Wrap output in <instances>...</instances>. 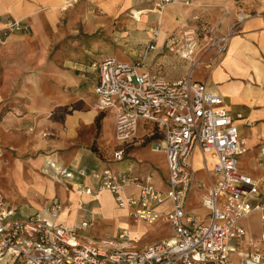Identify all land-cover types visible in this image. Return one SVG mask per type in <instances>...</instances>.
<instances>
[{
  "label": "crops",
  "instance_id": "crops-1",
  "mask_svg": "<svg viewBox=\"0 0 264 264\" xmlns=\"http://www.w3.org/2000/svg\"><path fill=\"white\" fill-rule=\"evenodd\" d=\"M158 1L0 0V146L6 160L2 163L0 191L6 190L13 201V204L5 202L0 194L3 207L24 216L31 214L32 207L44 209L57 200L64 204L63 210L67 209L66 214L62 210L56 220L63 225H67L65 221L71 222L70 214L78 215L80 222L84 217L97 215L108 218L122 214L129 216L128 209L117 207L110 191L98 190V173L103 167L134 174L153 173L155 184L162 187L166 171L161 172L146 155V150H152L148 147L150 137L142 136L149 127L143 121L122 159L112 158L115 142L109 147L111 157L107 159L91 150L95 118L102 115L101 141L105 140L106 146L110 124L112 130L114 127V114L94 107L96 94L93 88L98 73L91 63L105 56L116 58L112 52L119 50L125 59H116L129 63L142 61V69L166 80L179 79L192 70L193 80L206 82L222 96L223 106L235 117L247 148L238 155V166L258 182L260 198L264 199V0H241L243 6L238 10L247 17L238 32L229 37L222 53L215 47L203 50L204 38H200L195 66L180 56V30L199 27L205 21L209 27H218V35L226 33L236 7L235 0H179L166 4L161 11L156 6ZM221 3L230 8V17L222 16ZM132 9L140 12L138 18ZM126 10L130 11L131 18L126 16ZM81 19L84 32L108 29L106 26L114 20L117 42L127 43L131 51L119 48L117 43L116 47H101L100 43H105L103 39L90 41V46L99 48L94 51V56L81 49L74 50L72 42L75 38L65 41V37L74 35L71 31ZM118 19L128 22V27L117 26ZM15 20L26 24L27 29L4 36L2 28ZM152 27H158L156 47L146 51L152 38ZM170 35H174L176 42L173 51L167 49V43H171ZM59 43L67 44L66 54L53 51ZM237 113L241 114L239 118ZM156 153L162 155L161 161L165 165L163 153ZM207 156L194 148L188 159L194 178L187 198V212L203 222L208 219V210L201 204L200 197L199 201L192 202V206L189 200L192 193L201 196L210 187L213 179L208 173L212 178L216 177L214 159ZM196 157L200 160L198 167H194ZM86 187H90L92 193H84L82 189ZM60 196L71 199V204L65 205ZM169 204L166 201L156 208L162 209ZM194 205L202 206L203 214L195 213L197 207ZM252 213L260 221L259 227L245 225V219ZM45 217L49 219L47 214ZM133 220L148 223L143 219ZM240 222L246 234L241 240L233 241L237 249L232 255L234 259L254 249L264 250L260 245L264 243V224L259 213L252 211ZM148 224L166 226L172 235L171 226L164 221ZM144 229L130 231L141 236Z\"/></svg>",
  "mask_w": 264,
  "mask_h": 264
},
{
  "label": "built area",
  "instance_id": "built-area-1",
  "mask_svg": "<svg viewBox=\"0 0 264 264\" xmlns=\"http://www.w3.org/2000/svg\"><path fill=\"white\" fill-rule=\"evenodd\" d=\"M173 2L179 0H159L156 6L161 11ZM232 17L222 35H218V27H209L205 21L199 27L180 30V56L195 66L200 38H204L203 50L215 47L222 53L247 15L238 10ZM2 29L7 34L26 30L27 25L15 20ZM151 33L146 51L155 49L158 27H152ZM173 36H169L172 44L167 43L169 51L175 50ZM141 62L129 63L112 56L92 62L98 73L93 88L94 107L114 114V160L122 159L137 137L140 121L149 126L142 136L150 137L152 151L164 155V184L157 186L153 173L134 174L103 167L98 173L97 188L110 191L117 207L128 209V215L135 220L168 223L172 235L143 247L129 239L126 229L116 239L85 240L74 228L56 221L64 209L59 201L53 200L44 208L49 219H40L32 214L18 216L14 209L3 207L0 197V264H264V251L259 249L239 259L232 256L237 250L233 241L246 234L240 220L257 211L264 223L259 184L238 166L237 157L247 148L235 117L223 106L218 92L206 82L192 79V70L171 81L142 69ZM194 148L214 159L216 177L208 173L212 183L200 196L208 210L205 222L187 212L194 178L188 159ZM2 154L0 146V158ZM82 191L92 193L90 187ZM166 201L170 203L168 207L156 208ZM93 220L92 216L84 217L80 227H88ZM10 257H15L13 263L4 261Z\"/></svg>",
  "mask_w": 264,
  "mask_h": 264
},
{
  "label": "rangeland",
  "instance_id": "rangeland-1",
  "mask_svg": "<svg viewBox=\"0 0 264 264\" xmlns=\"http://www.w3.org/2000/svg\"><path fill=\"white\" fill-rule=\"evenodd\" d=\"M235 8L233 10V12L235 13L236 11H238V8H242V3L241 0H235ZM220 7L222 8V12L223 15L222 16H229L231 14H228L227 11L230 12V8L228 9L226 7V5L224 3L220 4ZM228 9V10H227ZM232 11V10H231ZM126 16L130 17L131 13L130 11L126 10ZM231 13V12H230ZM233 13V14H234ZM128 17V18H129ZM131 18V17H130ZM233 18V17H232ZM118 25L119 27H128V22H125L123 19L121 21V19H118ZM125 22V24H124ZM203 22V21H202ZM83 23L84 21L78 20L74 30H72V34L69 37H65V41H67V39H71V38H75V40L72 42L73 45H75V49L76 51L78 50H82L88 52L90 55L93 54L92 56H94V51H98L99 48L94 49L92 46H90V41H94V40H105V43H100L102 44L101 47H116L115 43H117V45L119 46V48L126 50V51H131L130 47H128L127 43H118L116 40V36L118 35V33L114 32V29L117 28L115 27V25L117 24L114 20L112 22H110L106 27L108 29H97V30H91V31H85L83 30ZM207 23V22H206ZM208 24V23H207ZM1 32L3 33L4 36H7L9 33L11 32H7V34H4V30L2 29ZM67 43V42H66ZM66 43H59L54 47V52H60V54H66L68 46ZM79 45H83L82 48H78ZM72 50V49H70ZM114 56H116V58L118 59H125L124 58V54L119 50V51H115L112 52ZM191 67V65H190ZM1 110V109H0ZM110 131H109V137H108V145L106 146V141L102 140L101 141V124L100 127L97 126L95 124V129H93V134H94V140L93 143L91 144V150L93 152H95V154L103 159H107L109 157H111V151L109 150V147H112L114 144V127L112 130V124H110ZM141 128V124H139V129ZM150 148V145L148 146ZM3 150V149H2ZM146 155L148 156V159L151 160L152 163L157 164L159 166V170L161 172H165V165L163 164L162 160V155L160 153H156L153 151H150L149 149L146 150ZM2 163H6L5 160V153L3 152L2 157L0 159V177L3 176L2 173L4 170H2L4 167L2 165ZM60 189V188H58ZM62 193L64 196H66V193L63 192ZM0 194L4 197V201L8 202L10 204H13L12 200L10 197H8V192H6V190L4 191H0ZM200 196L197 194L195 195V193H192L190 196V202H191V206L193 203L199 201ZM60 200L65 201V205L71 204V199H66V198H62V196L59 197ZM193 202V203H192ZM61 205L64 206V204H62L61 202H59ZM26 204V203H25ZM196 206V205H194ZM197 211L195 213L198 214H203L204 210L203 207L200 205L196 206ZM32 211L31 214L35 215L37 218H44L45 217V211L44 209H34V207H32ZM22 211H26L25 209H22ZM28 213V212H25ZM24 216H26L27 214H23ZM46 218V217H45ZM62 219V218H59ZM69 221L71 220V222L69 223L68 221H65V224H67L68 226H72L74 227V229L76 230L77 234L84 238L85 240H98L101 238H109V239H116L117 234L122 231L123 229L126 230H137V229H144V232L142 233V235L138 238V239H131V237L129 236V239L133 240L136 242L138 247H143L145 246L146 243L148 242H153V241H158L160 238L163 237H168L170 236V231L168 229V227H161L158 225H151V224H146L145 222H136L134 221L130 216H125V215H120L114 218V217H100L99 215L94 217V220L92 222L91 225H89L86 228H82L79 225L80 222V217L78 215H74V216H69ZM119 219H121V222H119ZM64 221V219H62ZM124 220H126V222L124 223ZM245 225L248 228H255V227H259L261 225L260 221L257 220V218L255 217V213H252L249 215L248 218L245 219ZM264 224V223H263ZM260 245H262L264 247V243H261ZM264 251V250H263ZM5 262L7 261H12L11 263H13L15 261V257L12 258H7L4 260Z\"/></svg>",
  "mask_w": 264,
  "mask_h": 264
},
{
  "label": "bare ground",
  "instance_id": "bare-ground-1",
  "mask_svg": "<svg viewBox=\"0 0 264 264\" xmlns=\"http://www.w3.org/2000/svg\"><path fill=\"white\" fill-rule=\"evenodd\" d=\"M63 5V4H62ZM50 8H52V7H50ZM132 12L134 13V15H135V18L137 17H139V11H137L136 9H132ZM207 158L208 159H211L210 157H209V155L207 156ZM200 164V160H199V157H196V158H194V167H198V165ZM107 192V191H106ZM66 210L67 209H65V210H63L64 212H63V214H66ZM127 232H128V234H129V236L131 237V239H138L140 236H138V235H136L134 232H131L130 230H127Z\"/></svg>",
  "mask_w": 264,
  "mask_h": 264
},
{
  "label": "trees",
  "instance_id": "trees-1",
  "mask_svg": "<svg viewBox=\"0 0 264 264\" xmlns=\"http://www.w3.org/2000/svg\"><path fill=\"white\" fill-rule=\"evenodd\" d=\"M101 118H102V115H101V114H99V115L95 118V124H96L97 126H99V127H100Z\"/></svg>",
  "mask_w": 264,
  "mask_h": 264
}]
</instances>
